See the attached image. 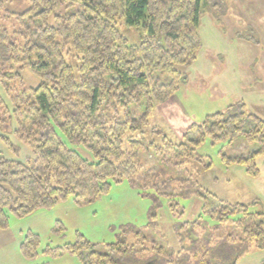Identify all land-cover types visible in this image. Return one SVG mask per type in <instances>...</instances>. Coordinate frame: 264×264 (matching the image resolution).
Wrapping results in <instances>:
<instances>
[{"label":"trees","instance_id":"16d2710c","mask_svg":"<svg viewBox=\"0 0 264 264\" xmlns=\"http://www.w3.org/2000/svg\"><path fill=\"white\" fill-rule=\"evenodd\" d=\"M29 2L25 10L14 13L0 0V83L11 103V113L20 123L19 130L25 132L21 137L34 154L26 162L0 156V229L8 226L7 209L24 216L69 195L77 202L91 201L109 189L110 179H127L133 187L151 191V217L156 216L162 198L177 217L184 214L177 197L196 195L201 199L196 220L174 225L182 251L178 257L169 253L165 239L152 235L150 230L158 228L156 221L150 220L141 228L123 226L117 241L105 246L108 254L93 250L81 236L79 242L66 245L79 254L83 264H124L122 258L132 253L152 254L158 264L189 263L192 255V263L210 264L206 257L219 244L239 246L244 252L249 247L264 248L263 212L217 198L186 173L160 177L155 168L145 166L147 158L140 157L143 150L151 162L156 160L154 167L159 163L179 166L182 160L193 159L207 168L211 162L196 154L205 138L212 144L225 141L227 145L242 138L251 151L234 156L223 153L222 160L243 164L248 174H258L255 159L264 155V119L247 112L242 100L190 124L183 142L174 143L165 136L161 143L146 142L140 136L154 105L167 101L187 82L183 67L195 61L202 47L198 31L201 15L215 13L219 1ZM63 2L78 8L52 15ZM120 17L127 25L139 27L138 44H129L119 32L116 20ZM7 19L16 21L17 27L8 30L3 24ZM68 45L77 54L76 72L63 53ZM24 67H29L40 82L28 89H14L10 82L19 77L16 68ZM8 111L0 96L1 115H10ZM59 133L89 149L95 161L68 148ZM205 215L215 221L212 226L202 220ZM234 229L238 231L235 235ZM130 236L135 237V243H127ZM37 245L38 236L28 233L21 243L22 254L34 256ZM113 251L118 254L114 256ZM222 264H237L236 258Z\"/></svg>","mask_w":264,"mask_h":264},{"label":"rangeland","instance_id":"374dc122","mask_svg":"<svg viewBox=\"0 0 264 264\" xmlns=\"http://www.w3.org/2000/svg\"><path fill=\"white\" fill-rule=\"evenodd\" d=\"M3 1L4 8L14 13L22 12L30 4L29 0ZM218 1L215 13L201 15L198 31L202 48L194 65L205 68L214 82L209 81L211 76L207 81L197 77L198 82H207L203 89L181 85L167 101L155 104L148 117L145 133L140 135L144 141L161 143L165 136L174 143L183 142L184 133L190 124L200 122L207 114L224 110L228 104L239 100L245 103L247 112L264 119V0ZM76 8L78 5L63 2L52 15L64 14ZM3 24L10 31L17 27L16 21L12 19L4 20ZM116 26L129 44L139 43V27L127 25L121 17L117 18ZM217 52H221L219 55L223 56L220 58ZM63 53L76 72L79 63L76 52L68 45ZM206 58L210 60L205 62ZM189 66L183 68L188 71ZM16 71L19 77L10 82L14 89H28L39 84V77L29 67L16 68ZM75 78L78 80L77 73ZM196 80L195 83H198ZM0 96L10 113H0V156L26 162L34 154L31 146L21 137L25 132L19 130L20 123L11 113V103L2 83ZM154 129L158 132H152ZM59 134L68 148L90 162L95 161L89 149ZM251 149L242 138L227 145L225 141L212 144L207 137L196 148L197 155L206 157L211 162V166L207 168L193 159H184L179 166L167 164L163 167L159 163V166L154 167L152 162L155 163L156 160L151 162L149 156L143 155V150L140 151V157L147 158L145 166L155 168L160 177L171 173H186L191 181H196L217 198L228 203L248 204L250 211L264 213V155L255 159L259 169L257 175L248 174L243 164H226L222 160L223 153L229 156L246 155ZM109 183V189L91 201L77 202L69 195L59 199L51 207L37 208L24 216H17L7 209L8 226L0 229V264H83L79 254L65 248L66 245H74L82 237L93 245V250L108 254L109 249L105 246L117 241L123 226L134 225L141 228L150 220H155L158 228V231L150 230L152 235H161L165 239L164 244L169 246V253L178 257V252L182 249L177 243L178 233L175 232L174 225L196 220L201 212V199L196 195L177 197L176 201L184 208V214L177 217L170 212L166 199L162 198V205L156 210V216L151 217L152 197L148 194L151 193L149 189L143 191L133 187L127 179H110ZM202 220L209 226L215 222L206 215ZM233 231L234 235L238 232L236 229ZM28 233L38 236L36 253L32 257L24 256L20 249ZM204 242L207 243L206 240ZM127 243H135V237L130 236ZM145 244L148 245L147 242ZM240 249L239 246L229 244L226 247L219 244L211 249V256L206 257V260L210 264L226 263L233 258H236L237 264H262L264 261V248L249 247L245 252ZM117 254L113 251L114 256ZM142 254L132 253L122 258V261L124 264H158L152 254ZM192 257L189 258V263L173 264H194Z\"/></svg>","mask_w":264,"mask_h":264},{"label":"crops","instance_id":"0c3cea01","mask_svg":"<svg viewBox=\"0 0 264 264\" xmlns=\"http://www.w3.org/2000/svg\"><path fill=\"white\" fill-rule=\"evenodd\" d=\"M202 48V47H201ZM200 51H201V49L199 50V52H198V55H199V53H200ZM218 53V56L221 58L222 56L221 55H219L221 52H217ZM222 54V53H221ZM198 55H197V58L195 59V61L194 62H192V64H190V66H189V70L187 71V74H188V80H187V82L185 83L186 85H192L193 87H195L196 89H198V90H201V89H203V85H205L207 82H205V81H201V82H198L197 80H196V78L198 77V78H200L201 80H206L207 81V79H209L208 77L209 76H211L210 75V73H208L206 70H205V68H203V67H200V65H199V67H195L194 65H195V63L197 62V59H198ZM208 60H210V59H207L206 58V60H205V62L206 61H208ZM193 65V66H192ZM192 68V69H191ZM195 80L198 82V83H195ZM209 81H211L212 83L214 82V79H213V77L211 76V78H210V80ZM199 83H201V84H199ZM185 84H182V85H185ZM236 102V101H235ZM233 103V102H232ZM232 103H230V104H232ZM230 104H228V105H230ZM227 105V106H228ZM226 106V107H227ZM226 107H224V108H226ZM218 111V110H217Z\"/></svg>","mask_w":264,"mask_h":264}]
</instances>
